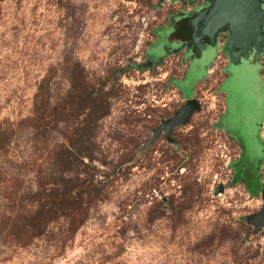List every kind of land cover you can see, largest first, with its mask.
I'll return each instance as SVG.
<instances>
[{"label": "rangeland", "instance_id": "rangeland-1", "mask_svg": "<svg viewBox=\"0 0 264 264\" xmlns=\"http://www.w3.org/2000/svg\"><path fill=\"white\" fill-rule=\"evenodd\" d=\"M205 3L0 0V264H264V122L245 153L222 126L264 108V59L222 67V31L181 88L199 110L151 140Z\"/></svg>", "mask_w": 264, "mask_h": 264}, {"label": "water", "instance_id": "water-1", "mask_svg": "<svg viewBox=\"0 0 264 264\" xmlns=\"http://www.w3.org/2000/svg\"><path fill=\"white\" fill-rule=\"evenodd\" d=\"M206 5L190 20L192 27L191 45L200 55L207 47L203 41L208 38L215 47L220 33L228 31L229 39L225 49L231 63H256L264 54V0H206ZM199 110V102L190 98L170 119L162 121L153 132L151 140L160 133L168 137L171 131L186 123L194 111ZM217 193L223 192L219 186ZM262 209L249 217L248 222L260 230L264 226V188L261 190Z\"/></svg>", "mask_w": 264, "mask_h": 264}, {"label": "crops", "instance_id": "crops-1", "mask_svg": "<svg viewBox=\"0 0 264 264\" xmlns=\"http://www.w3.org/2000/svg\"><path fill=\"white\" fill-rule=\"evenodd\" d=\"M206 4V3H205ZM202 8L204 6H201ZM202 8L198 9L201 10ZM189 17L187 16H183V17H180V21L179 22H183L182 25L180 26L183 31L185 32L184 35L188 36V35H192V27L190 26L189 24V20L187 19ZM187 19V20H186ZM190 19V18H189ZM173 28L175 27H172L170 30H172ZM176 29V28H175ZM185 38V36H184ZM172 40V39H171ZM180 41V39H179ZM181 42V41H180ZM183 44V42H181ZM185 43V42H184ZM183 47H185V50H188L189 48L191 49L192 46H190L189 44L188 45H184L183 44ZM192 56H190V58H188V60H186V63L184 64L185 65V71L183 72V75L181 77H179V79L176 80L177 84L180 85V90H181V93H182V96L185 100H187V98H193L194 97V89L197 85L198 82H196L192 87L191 89H188L187 90V93L182 91V89H184L183 86L187 85V79H188V67L190 66V61H193L194 59H199L198 55L192 51ZM215 61L216 59L214 60V62L209 66V68H207V72L210 70V68L215 64ZM229 63V60H224L222 61V67H225L227 64ZM264 68V67H263ZM259 77H260V81H261V77H262V71H259ZM225 77L227 79V77L229 76L228 73H225L224 74ZM190 85V84H189ZM261 87H260V92L261 94L263 95L264 97V85H263V82L261 81ZM182 88V89H181ZM225 96V99H226V95L223 94ZM226 103V102H225ZM227 114V109L225 108L223 114L221 115V120L223 119V117ZM258 115V119H257V129L254 131L253 135H254V138L256 136V131L258 130L259 127H261L262 123L264 122V108H259V107H255L254 109H252L249 114L247 115L248 117H244V119L242 120L241 124L239 126H236L235 129L231 126L230 122H227L225 124H222V126L232 135L236 138V141L237 143L243 148L244 150V153L246 150H248V147H249V134H248V125H249V120L250 119H254L255 117H257ZM222 122V121H221ZM231 128H233L234 130H232Z\"/></svg>", "mask_w": 264, "mask_h": 264}, {"label": "flooded vegetation", "instance_id": "flooded-vegetation-1", "mask_svg": "<svg viewBox=\"0 0 264 264\" xmlns=\"http://www.w3.org/2000/svg\"><path fill=\"white\" fill-rule=\"evenodd\" d=\"M206 2H207V1H206ZM199 9H200V8H199ZM197 12H198V11H195V14H196ZM195 14H194V15H195ZM194 15H193V16H194ZM193 16H192V17H193ZM192 17H189L190 19L188 18V19H189V24H190V20H191ZM181 23H182V21L177 23V25H176L177 28H179V27L182 25ZM190 26H191V24H190ZM206 39H207L208 41H205ZM203 41L206 43L207 46L210 45L209 39H208L207 37L204 38ZM189 45L192 46V48L194 49L193 45H191V41H189ZM195 53H196V52H195ZM260 58H261V59H264V54L261 55V56L256 60V64H258V66L262 67L261 65H259V59H260ZM228 60H229V58H228ZM249 62H251V61H249ZM229 63H230V65H234V63H231L230 61H229ZM242 63H243V60H242V62H241L239 65H241Z\"/></svg>", "mask_w": 264, "mask_h": 264}, {"label": "trees", "instance_id": "trees-1", "mask_svg": "<svg viewBox=\"0 0 264 264\" xmlns=\"http://www.w3.org/2000/svg\"><path fill=\"white\" fill-rule=\"evenodd\" d=\"M188 19V18H187ZM186 19V20H187ZM189 20V19H188ZM183 23V22H182ZM181 23V24H182ZM192 33V32H191ZM185 34V32L183 31V29L181 28V27H179V28H177L176 29V31H175V34L174 35H176V37L177 38H179L180 40H181V42H186V41H191V34L190 35H188V36H186V35H184ZM184 36H185V38H184ZM205 41H208L207 39L205 40ZM254 194V193H253Z\"/></svg>", "mask_w": 264, "mask_h": 264}]
</instances>
